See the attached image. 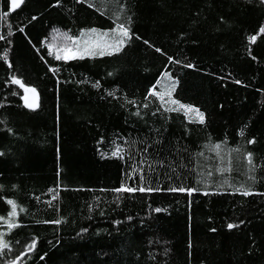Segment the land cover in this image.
<instances>
[{
	"label": "trees",
	"instance_id": "16d2710c",
	"mask_svg": "<svg viewBox=\"0 0 264 264\" xmlns=\"http://www.w3.org/2000/svg\"><path fill=\"white\" fill-rule=\"evenodd\" d=\"M7 3L8 0H0V13L7 11ZM163 3L164 6H161V0H153L152 3L141 6L137 30L158 46L163 45L169 52L177 51L171 37L179 29H186L191 39L199 41L198 45L189 42L181 46L202 71L177 70L182 75V86L178 89L177 98L182 102H194L209 113H215V119L207 130L192 126L191 139L185 145L188 151L183 154V159L177 156L175 165H172L177 167V172L157 169L158 185L166 189L169 186L167 176L179 174L181 179L176 180L175 184L183 183L198 191L191 197L167 191L123 195L100 191L118 187L122 180L125 183L129 181L122 175L125 170L123 161L101 160L97 148L104 152L110 151L111 140L116 139L118 130L135 138L137 132L133 129H143V122L129 117L117 103L101 101L102 93L90 86L82 85L78 88L75 83L63 86L58 109L53 95L55 80L47 72V66L40 59L36 48L41 49L40 54L49 63H59L62 69H69L62 71L61 79L69 78L70 72H75L78 76L87 73L92 79H97L104 76L105 69L123 66L127 71L120 75L116 83L127 90L129 95L135 94L137 99L142 98L151 83H155V78L163 71L167 60L138 43L137 47L129 49L120 57L95 62H69V65L55 62L47 57V50L41 48L39 41L49 37L52 27L60 28L61 31L71 27L77 35L78 31L59 9H50L39 23L34 22L26 28L35 48L28 44L23 34L16 31L14 49L11 52L16 70L23 74L28 83L37 85L39 91L48 98L43 109L33 114L16 107L18 103H22L18 97H10L12 107L8 112L20 131L27 136V143L25 152H18L21 159L3 169L0 184L5 187L0 195L14 198L19 205L28 209L27 213L20 214V219L30 225L17 230L9 238L14 248L22 250V246L16 241H27L35 235L39 237L40 254L51 252L46 257L47 264H72L77 257H81V264H84V258H94L102 249L112 252L125 264H235V257L239 254L238 249L245 240L247 231H258L260 217L264 215V198L229 195L231 189L225 183L227 181L238 186L245 182L246 165L242 154L232 153V169L221 175L215 171L218 163L216 153L208 151L204 145L209 134L211 143L221 142L227 136L228 143L222 144L221 148L227 164L229 148L240 146L243 150L245 147L244 139L235 135V129L242 121L254 117L253 134L264 133V94L255 90L257 87H264V40L258 37L257 45L253 46L255 54L262 58L261 66L252 62L245 51L246 35L251 34L257 23L264 20V9L254 5H237L233 0H163ZM209 3L211 7L208 6ZM193 6L204 8L207 23L202 21L195 25L188 19ZM41 11L43 9L38 0H27L10 16H0V33L7 35L9 24L14 26L13 30L18 29L21 24L27 25L31 15ZM220 15L233 25L231 29H214L213 22ZM86 22L101 29H106L110 23L98 13L87 16ZM6 47V44L0 42V55ZM143 65H147L150 71L143 72ZM221 69L232 72L248 87L233 83H228L225 87L215 76L204 74H223ZM9 74L7 66L0 61V99H3V79ZM111 86L113 81L107 78L104 87ZM20 94H23L22 91ZM218 103H224L223 110L217 108ZM182 120V116L173 114L172 119L160 121L157 126H169L171 132L178 137L183 131ZM101 136L105 138V142L98 145L97 141ZM57 146L62 150L59 161L62 169L60 182L66 190L60 191L59 198L49 207L42 202L37 203L32 194L39 195L41 201L46 200L48 196L44 194L47 189L55 186ZM129 151L135 154L134 149ZM201 151L203 156L194 155ZM256 152L264 154V142L256 146ZM171 159L169 157L170 161ZM209 170L213 172L211 178L206 175ZM138 182L137 178L133 185ZM12 184L18 186L16 190H12ZM217 185L221 187L217 188ZM213 190L222 194L202 195L204 191ZM257 190L264 191V182L257 185ZM118 196L119 207L116 203ZM90 203L94 209L92 213L87 208ZM58 206L61 208L60 212L56 211ZM8 207L4 201H0V214L5 213ZM155 207L167 211L155 213L152 210ZM101 210L105 212L104 216L99 214ZM89 215L92 216L91 220L88 219ZM128 215L133 216L134 222L126 221L113 226L114 219L123 221ZM61 216L65 221L60 226L62 245L50 250L48 241L55 242V226L35 225L32 221ZM144 218L145 224L142 225L141 219ZM237 219H249L252 224L245 231L237 233L233 230L229 233L226 223ZM81 227L89 228L90 236H86L84 240H74L75 233ZM212 227L217 232H210ZM97 230L100 232L99 237L95 235ZM189 238L193 243L191 250L187 248ZM149 240L153 244L149 245ZM165 249L168 251L165 252ZM18 264L44 262L32 253L27 259L22 258Z\"/></svg>",
	"mask_w": 264,
	"mask_h": 264
},
{
	"label": "snow or ice",
	"instance_id": "6c2138e0",
	"mask_svg": "<svg viewBox=\"0 0 264 264\" xmlns=\"http://www.w3.org/2000/svg\"><path fill=\"white\" fill-rule=\"evenodd\" d=\"M27 0H8L7 11L0 13V16L8 17L10 14L20 9ZM153 0H38L40 7L43 11L31 15L28 24H21L18 29L13 30L14 26L9 24L8 34L0 33V42L7 45L3 54L0 55V61L3 65L7 66L9 75L3 79L2 90L3 99H0V178L3 177L5 166H10L18 162L26 150L27 136L22 133L19 127L11 119V113L8 109L12 107L10 97H18L22 103H18L16 107L22 108L27 113H37L42 110L46 100L37 85L30 84L23 74L19 73L14 61L11 58V52L14 49V37L16 31L23 34L28 44L35 48L31 38L29 37L26 28L29 25L39 23L43 19L44 14L50 9H59L61 14L70 20L78 31V35L69 27L66 31H61L60 28L52 27V39L48 37L39 41L41 48L47 50V57L55 62H63L64 65H69V62H82V61H97L104 58H115L125 55L129 49L137 47L138 43L146 46V49L152 50L160 56L166 57L167 63L163 65V71L155 78V83H151L147 87L145 94L142 98L137 99L135 94L129 95L128 91L116 83L122 73L127 69L123 66L112 68L111 70L105 69L104 76L97 79H92L90 75L84 73L78 76L75 72H70L69 78L61 79L62 71H68V68H61L59 63L53 65L49 60L41 55V49L36 48V52L40 55V59L46 64L47 72L51 73L55 80L53 95L55 103L59 109L61 101V90L64 85L75 83L79 88L82 85L90 86L100 95L101 101L107 100L108 102H115L128 113L129 117H135L137 121L143 122V129H133L137 132L135 138L126 135L123 130H118L116 139L111 140V149L108 152L101 151L97 148V153L101 160H119L123 161L125 170L122 175L126 177L129 183L121 181L118 187L111 189H100V191H111L116 194H135L139 193H154L167 191L170 193H181L191 197L198 191L197 188L191 186H184L183 183L175 184L176 180H180L179 174L173 176L168 175L167 180L169 186L164 189L158 185L157 169H169L172 173L177 172L175 165V158L180 156L183 159V154L188 151L185 145L191 139L192 126H198L207 130L215 119V113H209L206 109H202L194 102H182L178 99V89L182 86V75L178 74L177 70H192L202 71L198 63L191 59L185 52L182 45L189 42L192 45H198L199 41L190 38V34L186 29H179L171 37L177 51L169 52L163 45H157L152 40L140 34L137 30V22L140 18V9L142 5L152 3ZM237 5H254L264 9V0H233ZM161 6H164L161 0ZM211 7V3L208 4ZM89 10H92L89 12ZM98 13L99 16L109 20V26L106 29L88 24L87 16ZM83 17V19H81ZM195 25H199L202 21L207 23L208 17L204 16V8L193 6L190 10L188 17ZM214 29L220 31L222 29H231L232 24L223 16L220 15L213 22ZM258 37L264 40V20H261L252 29L251 34L246 35L247 44L245 46L246 56L258 66L262 65V58L255 54L254 45L258 43ZM143 72L150 71L147 65H143ZM223 74L204 73L205 75H212L220 81L223 86L228 83H233L241 87H248L244 81L236 78L232 72L221 69ZM186 74V73H184ZM107 78H111L113 86L104 87ZM17 86V87H13ZM159 86V90L158 89ZM257 92L264 94V87H257ZM22 91V95L20 94ZM217 108L224 109V103H218ZM176 116H182L183 131L180 136L172 133L169 126L161 124L157 126L160 121L167 122ZM59 117H57V120ZM127 124V119L125 121ZM255 123L254 117H248L247 121H242L241 124L235 129V135L243 138L245 147L242 150L240 146L228 149L227 164L224 162V154L221 151L222 144L228 143L227 136L223 141L211 143V134H209L208 141L204 145L208 151L216 153L218 161L216 166V173L223 175L230 172L232 169V153H241L243 162L246 165L245 182L234 186L232 183L225 181L227 187L231 189L229 195H238L240 197L248 198L251 196H258L264 198V191H258L257 185L264 182V154L256 152V146L264 142V133L253 134L252 126ZM30 135V134H28ZM57 140H59V132L57 131ZM8 141V143H5ZM121 141V142H118ZM105 138L97 141L98 145H102ZM183 142V143H181ZM134 149L135 154L129 151ZM57 154V182L54 187H49L47 193L48 199L41 201L39 195L32 194V198L37 203H44L49 207L53 202L59 198V192L66 189L63 188L60 178L62 169L59 161L62 158V150L59 146L56 149ZM197 157L203 156V151L194 154ZM171 157V161L169 160ZM149 161H152L149 163ZM131 162V163H130ZM183 167V165H181ZM199 167V165H197ZM147 168V172H145ZM11 170V168L9 169ZM207 177L211 178L213 172L209 170L206 173ZM138 178V184L133 185V181ZM202 181H197L201 183ZM156 184V186H153ZM175 185V186H173ZM4 185L0 184V191L4 190ZM16 184H12V190L17 189ZM207 187V184H205ZM217 188L221 185H217ZM59 190V191H58ZM74 191H91V189H73ZM222 193L216 190L212 192L204 191L202 195H221ZM99 200V197L95 198ZM0 201L9 206L8 210L0 214V264H18L19 261L27 259L29 254L35 253L39 259L47 264L46 257L51 252L45 251L42 255L39 249V237L33 235L27 241L17 240L16 243L22 246V250L13 247L10 237L19 229L29 227V224L22 222L20 219L21 213H27L28 209L18 204L14 198H9L0 195ZM117 207H119V196L117 198ZM88 212H93V205H87ZM155 213L167 211L160 207L152 209ZM57 212L61 211L58 206ZM101 216L105 215L103 210L99 213ZM88 219L91 220L92 216L89 215ZM145 219H141V224H145ZM211 219V218H209ZM134 222V218L128 215L124 220H113V226H119L124 222ZM35 225H52L55 226L56 232L54 233L53 240L48 241L49 249L55 248L57 245H62L60 238V226L65 223L63 217L54 219H35L32 221ZM252 224L249 219H237L226 223V229L229 233L235 230L237 233L245 231L248 226ZM150 227V225H148ZM210 232H217L215 227L209 229ZM100 236L99 230L95 233ZM86 236H90V230L87 227H81L75 233L73 239L84 240ZM148 244H153L149 240ZM187 248L191 250L193 243L191 238L187 242ZM168 250L165 249V252ZM238 256L235 257V264H264V215L260 217L258 231L249 230L244 241L241 242L238 249ZM191 255V251H189ZM154 258V257H153ZM138 260V257H137ZM72 264H81V257H77ZM84 264H125L117 256L110 251L101 250L96 253L94 258H84Z\"/></svg>",
	"mask_w": 264,
	"mask_h": 264
},
{
	"label": "rangeland",
	"instance_id": "374dc122",
	"mask_svg": "<svg viewBox=\"0 0 264 264\" xmlns=\"http://www.w3.org/2000/svg\"><path fill=\"white\" fill-rule=\"evenodd\" d=\"M51 39H52V32H51V34H50L49 37H48V40H49V41H51Z\"/></svg>",
	"mask_w": 264,
	"mask_h": 264
}]
</instances>
